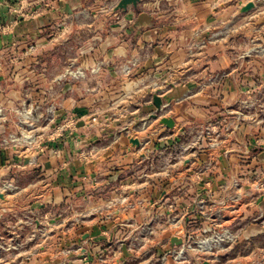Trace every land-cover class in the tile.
Listing matches in <instances>:
<instances>
[{
	"label": "crops",
	"instance_id": "0c3cea01",
	"mask_svg": "<svg viewBox=\"0 0 264 264\" xmlns=\"http://www.w3.org/2000/svg\"><path fill=\"white\" fill-rule=\"evenodd\" d=\"M248 1L254 8L241 13ZM117 2L0 0V184L12 185L0 187V232L21 235L27 255L45 254L46 233L63 236L76 218L68 233L85 228L79 237L100 240L96 252L107 242L124 249L126 234L152 217L160 220L148 242L169 247L210 227L217 210L236 217L217 200L239 174L237 144L264 137L250 107L264 105V0H140L115 11ZM213 119L231 151L211 150L204 178L215 203L202 214L195 200L206 188L194 171L208 152L170 156Z\"/></svg>",
	"mask_w": 264,
	"mask_h": 264
},
{
	"label": "rangeland",
	"instance_id": "374dc122",
	"mask_svg": "<svg viewBox=\"0 0 264 264\" xmlns=\"http://www.w3.org/2000/svg\"><path fill=\"white\" fill-rule=\"evenodd\" d=\"M261 99L253 101L252 113L255 122L262 123L264 105ZM32 128L29 126L28 130ZM249 144L254 147V158L237 157V162L232 159L238 164L239 174L236 178L242 185L241 199L231 210L236 217L230 221L216 213L207 215L205 220L210 218L212 221L210 227H203L198 233L190 230L192 236L186 238L183 249L179 244H173L175 248L171 252L172 249L163 240L161 244L151 245L148 242L149 235H138L135 230L126 234L124 249L121 246L118 249V243L114 246L107 242L102 245H109L108 252L103 250V246L94 252L91 246H97L94 243L96 239L89 242L80 238L79 234L85 228L68 233L73 227L72 222H69L62 227L65 231L63 236H52V231L46 233V252L39 257L24 252L25 241L21 235L7 241L6 232H0V264H264V190L258 191L250 185L257 179V168L264 167V137H255ZM238 150H242L240 146ZM245 180H250V183ZM244 191H248V194ZM138 225L140 230L146 222ZM87 244L90 247L87 248Z\"/></svg>",
	"mask_w": 264,
	"mask_h": 264
},
{
	"label": "built area",
	"instance_id": "2783aa9c",
	"mask_svg": "<svg viewBox=\"0 0 264 264\" xmlns=\"http://www.w3.org/2000/svg\"><path fill=\"white\" fill-rule=\"evenodd\" d=\"M20 10H21V6H15L13 8L14 13H20ZM34 47H35L34 45H30L28 47V50H33ZM223 76H225L224 72L215 73L210 77V81L219 79L220 77H223ZM245 93L247 95L250 94L249 90H246ZM250 107L253 108L252 103H250ZM161 111H162V108H160V110L158 111V115L160 114ZM221 122L223 121L218 120V119L209 120L203 126L201 130V134L199 136L194 137L190 141L183 140L178 143H174L172 147V154L170 156L176 159V161H179L183 158V155H185L187 152H192L194 153L195 156L198 155L199 152H203V151L208 152L207 159L203 161L202 163H200V165L194 171V177L196 178V180L198 182H202V184H204L206 188L204 190L206 196L197 195V198L195 200V205L197 207V210L202 212V214L207 213L206 212L207 206H210L215 203L212 198L213 192L210 189L211 180L204 178L205 174H208L214 170L216 159H214L213 154L211 153V150H214V149L217 150L220 148L222 149L224 155H228V153L231 151L230 149H227L222 145V140H224V137L221 136L218 132L219 125ZM9 138L11 140H16L18 137L10 135ZM24 140L26 142V145L29 146L31 145L33 139L28 136V137H24ZM250 143H252V141H250ZM237 146H240L242 149L237 152L238 153L237 157H241V158L253 157L254 158V156L252 155L254 152L253 151L254 147L251 144H249V141L244 142V143L240 142L237 144ZM161 156H163V152H161ZM162 163L163 162H161V164ZM257 169H258L256 171L257 179L253 180L251 183H250V180H245V182L250 183V185L252 184L253 188H256L258 191H262L264 190V167H260ZM0 187L3 190H6L8 188H11L12 185L9 182H2L0 184ZM219 188L223 194L221 195V198L217 200L218 201L217 203H219L221 206H227L232 210L237 205L238 201L241 199L242 185L238 182L237 178L234 177V178H230L228 182L226 183L223 182L222 184H220ZM244 193L247 195L248 191H244ZM133 206H134L133 203L129 204L130 208H132ZM168 206L172 208L173 207L172 202H168ZM70 209H71V206H70ZM215 213L221 216L218 210L214 212V214ZM174 218L175 217L173 216L172 219ZM159 220L160 219L157 216L150 218V220L146 222V225L139 230L138 235H150L154 231L156 223H158ZM72 223L74 225H77L78 218H76L75 221H72ZM191 236H192V233L190 230L184 234L183 238H181V244H179L180 248L183 249L186 238L188 239ZM170 248L172 249L171 252H173L175 247L174 245H172V247ZM167 251L170 252V250H167ZM84 258L86 259V256H84Z\"/></svg>",
	"mask_w": 264,
	"mask_h": 264
},
{
	"label": "water",
	"instance_id": "95a60500",
	"mask_svg": "<svg viewBox=\"0 0 264 264\" xmlns=\"http://www.w3.org/2000/svg\"><path fill=\"white\" fill-rule=\"evenodd\" d=\"M139 1L140 0H118L116 5L114 6V10L115 11L125 10L129 5L136 6L137 2H139ZM254 6H255V3L253 1H248L247 3H245L244 5L241 6L239 11L241 13L248 12L251 9H253ZM152 102H153V104L155 106V111H156V112L152 113V117L153 118H157L159 116L158 115V111L161 108L162 100L157 94H154L152 96ZM159 123L164 125L167 128H172L174 126V120H173L172 117L163 116V117L159 118ZM131 143H133V144H135L137 146L140 144V142H139V140L137 138L131 139ZM24 163L25 164H29L30 163V158H25L24 159ZM0 197L3 198V193H0ZM82 238L83 239L87 238V234L83 235ZM170 243L172 245L173 244H177V245L181 244V239H179L177 237H172L170 239Z\"/></svg>",
	"mask_w": 264,
	"mask_h": 264
}]
</instances>
